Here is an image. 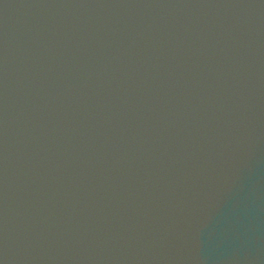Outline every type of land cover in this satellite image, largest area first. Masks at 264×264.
Returning a JSON list of instances; mask_svg holds the SVG:
<instances>
[{
  "label": "water",
  "instance_id": "1",
  "mask_svg": "<svg viewBox=\"0 0 264 264\" xmlns=\"http://www.w3.org/2000/svg\"><path fill=\"white\" fill-rule=\"evenodd\" d=\"M0 264H264V0H0Z\"/></svg>",
  "mask_w": 264,
  "mask_h": 264
}]
</instances>
